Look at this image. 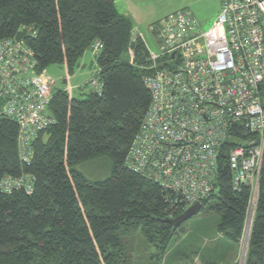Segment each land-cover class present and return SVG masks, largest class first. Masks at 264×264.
<instances>
[{"label":"trees","instance_id":"1","mask_svg":"<svg viewBox=\"0 0 264 264\" xmlns=\"http://www.w3.org/2000/svg\"><path fill=\"white\" fill-rule=\"evenodd\" d=\"M133 28L114 0H0V40L24 42L37 70L62 64L69 76L99 43L92 76L100 83L84 98L52 88L54 122L31 141L28 163L18 153L16 123L0 113V264H131L128 236L139 232L162 258L183 232V223L174 227L169 219L186 208L126 165L150 103L148 54ZM223 152L201 210L215 213L217 231L238 243L250 188L233 190ZM88 163L97 173L83 169ZM245 264H264V150Z\"/></svg>","mask_w":264,"mask_h":264},{"label":"built area","instance_id":"2","mask_svg":"<svg viewBox=\"0 0 264 264\" xmlns=\"http://www.w3.org/2000/svg\"><path fill=\"white\" fill-rule=\"evenodd\" d=\"M149 29L156 51L142 33L133 32L148 54L143 83L150 103L127 167L159 183L173 203L187 208L212 193L224 150L233 190L243 185L256 190L264 150V0H220L205 31L186 10L167 14ZM91 47L97 53L99 43ZM53 85L36 69L24 42L0 40V113L16 123L25 163L31 141L54 122ZM88 86L99 92L96 75ZM13 185L21 187L22 180ZM233 264H242L241 258Z\"/></svg>","mask_w":264,"mask_h":264},{"label":"rangeland","instance_id":"3","mask_svg":"<svg viewBox=\"0 0 264 264\" xmlns=\"http://www.w3.org/2000/svg\"><path fill=\"white\" fill-rule=\"evenodd\" d=\"M116 1L118 3L116 4L118 11L123 13L126 10L131 14L130 19L132 22L138 23L142 27L143 39L150 51H156L157 46L149 28L157 26L159 20L167 14L178 10L189 11L197 21L199 29L205 31L210 27L220 10V0ZM133 32L134 29L132 30V36ZM96 54L92 47L86 50L80 58L78 66L70 76L67 75L62 64L50 65L43 71L54 82L53 89L66 88L70 96L84 98L88 93L86 82L97 70L94 61ZM130 54H128V57ZM69 87L72 88L69 89ZM83 169L97 173L95 172L94 164L91 163L83 164ZM100 177L98 176V178ZM256 198L257 189L250 190V201L243 236L238 243L222 237L217 231V215L212 211L203 209L183 222V232L170 240L162 258H158L155 247L148 244L139 232L125 238V249L130 257L131 264H180V262L182 264H229V261H231L230 264H233L239 258H241L242 264H245L247 238L255 211ZM232 246L235 250L233 258H231L232 249H230Z\"/></svg>","mask_w":264,"mask_h":264},{"label":"water","instance_id":"4","mask_svg":"<svg viewBox=\"0 0 264 264\" xmlns=\"http://www.w3.org/2000/svg\"><path fill=\"white\" fill-rule=\"evenodd\" d=\"M201 208H202V204L201 203H195V204L189 206L188 208H186L181 215H179V216H177L175 218L169 219V222L174 227H177L179 224L183 223L187 219H189L192 216L196 215L201 210Z\"/></svg>","mask_w":264,"mask_h":264},{"label":"crops","instance_id":"5","mask_svg":"<svg viewBox=\"0 0 264 264\" xmlns=\"http://www.w3.org/2000/svg\"><path fill=\"white\" fill-rule=\"evenodd\" d=\"M114 4H115V6H116V4H118L117 3V1L116 0H114ZM116 9L118 10V8L116 7ZM119 13H121V14H123V15H125V16H127V17H131V14L130 13H128L126 10L122 13V12H120V11H118ZM133 26H134V30H137V31H139L140 33H143L142 31H141V28L142 27H140V25L137 23V24H135V23H133ZM94 61H95V59H94ZM72 87H69V89H71ZM222 236V235H221ZM230 249H232V256H231V258H233L234 257V254H235V250H234V248H233V246L232 247H230ZM230 263H231V261H229ZM211 263V262H210ZM229 263V264H230ZM180 264H182V262H180Z\"/></svg>","mask_w":264,"mask_h":264},{"label":"bare ground","instance_id":"6","mask_svg":"<svg viewBox=\"0 0 264 264\" xmlns=\"http://www.w3.org/2000/svg\"><path fill=\"white\" fill-rule=\"evenodd\" d=\"M250 191V190H249ZM244 222V221H243ZM243 224V223H242Z\"/></svg>","mask_w":264,"mask_h":264}]
</instances>
